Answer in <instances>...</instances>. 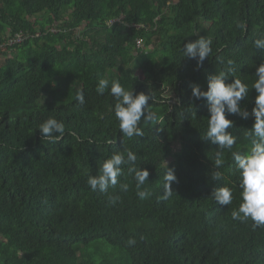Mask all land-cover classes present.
Masks as SVG:
<instances>
[{"label": "trees", "instance_id": "trees-1", "mask_svg": "<svg viewBox=\"0 0 264 264\" xmlns=\"http://www.w3.org/2000/svg\"><path fill=\"white\" fill-rule=\"evenodd\" d=\"M121 15L147 28L123 19L109 24ZM237 21L246 22V32ZM20 31L33 36L7 45ZM153 35L159 51L137 47V38L148 47ZM199 36L212 38L213 51L197 68L181 49ZM262 37L264 0H0V264H264V229L231 220L241 190L230 153L220 169L224 179L211 181L218 146L203 139L208 101L192 97L191 88L206 91L209 77L235 61L236 77L250 89L240 101L249 117L226 116L237 136L233 150L247 152L243 133L254 123L258 95L251 85L264 61L253 41ZM97 74L153 93L158 103L149 105L159 124L142 120L143 137H123L114 98L96 92ZM49 117L65 124L58 144L43 142L38 129ZM123 148L148 169L144 187L153 195L140 200L124 166L119 179L130 190L117 188L121 200L111 206L107 194L91 191L87 174ZM164 160L175 170L176 194L158 203ZM222 186L233 192L229 206L209 198ZM129 238L135 246H127Z\"/></svg>", "mask_w": 264, "mask_h": 264}, {"label": "clouds", "instance_id": "clouds-1", "mask_svg": "<svg viewBox=\"0 0 264 264\" xmlns=\"http://www.w3.org/2000/svg\"><path fill=\"white\" fill-rule=\"evenodd\" d=\"M236 28L246 32L247 26L244 21H237ZM198 35V34H197ZM213 40L209 36H199L195 41L187 42L181 49L182 56L197 62V68L203 66L205 59L212 55ZM253 48L264 53V37L253 41ZM217 59L224 63L223 58ZM255 66V65H254ZM235 61L228 59L224 69L211 75L208 80V88L202 91L199 85L193 84L192 97L196 100L206 99L208 101L207 130L203 139L218 146L214 152L213 168L210 172L211 181L218 182L224 179L222 169L226 163L225 152L230 153L231 160L235 163V171L239 176L240 203L236 208L231 209V220L240 224H251L253 231L264 229V61L256 66L254 74L255 81L251 89H255L258 95L255 98V106L251 115L254 123L251 129L245 130L244 139L248 141V151L242 153L233 150L237 143V136L229 129L234 127V122L227 118V115H239L243 119L249 117V112L242 108L240 101L247 98L249 86L237 78ZM229 76L235 77L232 83H226ZM108 92L114 100V116L118 122L120 133L123 137L131 140L134 137H143L144 132L140 127L143 120L145 126L157 125L160 116L149 105L158 103L153 93H136L134 87L126 89L118 79H109L97 74L96 92L104 95ZM79 105L85 104L83 91L76 96ZM195 115V113H193ZM43 142L58 144L65 137L66 127L62 120L49 117L39 124ZM112 143V141H108ZM138 155L131 148H123L122 151L114 152L110 158L99 164L97 174H87V184L92 192L105 193L111 206L120 202L121 197L114 194L118 188L120 193L130 190L128 183H122L120 177L124 175V166H127V175L135 181L136 195L140 200L149 199L153 193L145 189L148 181L149 171L146 168L137 166ZM164 176L161 185L162 191L157 197V202H167L174 194L172 184L177 181L175 170L169 168L164 160ZM109 189L113 192L109 193ZM215 202L222 206H229L233 203V192L227 186L215 188L211 196ZM137 243L135 238H129L126 242L128 247Z\"/></svg>", "mask_w": 264, "mask_h": 264}, {"label": "built area", "instance_id": "built-area-1", "mask_svg": "<svg viewBox=\"0 0 264 264\" xmlns=\"http://www.w3.org/2000/svg\"><path fill=\"white\" fill-rule=\"evenodd\" d=\"M124 17H125L124 15H121L120 18H118V19H114L113 18L114 22H112V25H114L116 22L121 21L123 19L122 23H125L127 25L131 24V25L135 26L136 28H147L146 25L143 24V23L139 24V26L135 22L129 23L126 20H124ZM51 30L53 32L60 31V29H57L56 27H53ZM36 35H39V34H36ZM30 36H33V35H31L29 32H24V31L17 32V33H15L13 36H11L9 38L7 45L15 46L17 44H20V43L24 42L26 39L30 38ZM136 41H137V47L144 48V38L143 37L137 38Z\"/></svg>", "mask_w": 264, "mask_h": 264}, {"label": "rangeland", "instance_id": "rangeland-1", "mask_svg": "<svg viewBox=\"0 0 264 264\" xmlns=\"http://www.w3.org/2000/svg\"><path fill=\"white\" fill-rule=\"evenodd\" d=\"M172 2L173 3H175V4H178L179 3V0H172ZM159 19V16L158 17H156L155 18V20H158ZM114 19H110L109 20V24L110 25H112V22H114L113 21ZM138 26H139V24H137ZM58 29V28H57ZM152 43L148 46V47H144V51L146 52V53H148V52H151V53H155L156 51H159V49H160V47H161V40H160V38L158 37V36H155V35H153L152 36ZM17 52L19 51V49L17 48V47H15L14 48ZM1 56H3V55H1L0 54V57ZM137 74H139V75H141L142 77H143V74H142V72L139 70V71H137ZM140 76V77H141ZM141 77V78H142ZM173 96V100L175 101L176 99H175V96L173 95V94H171V97ZM180 148V146L177 144V146H175V150H178ZM172 161V159L171 160H169V163Z\"/></svg>", "mask_w": 264, "mask_h": 264}]
</instances>
